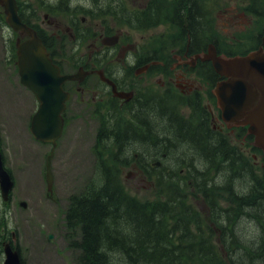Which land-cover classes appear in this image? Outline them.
I'll return each mask as SVG.
<instances>
[{
    "label": "trees",
    "instance_id": "1",
    "mask_svg": "<svg viewBox=\"0 0 264 264\" xmlns=\"http://www.w3.org/2000/svg\"><path fill=\"white\" fill-rule=\"evenodd\" d=\"M197 19L194 9L189 10V20ZM160 117L171 127L159 133L155 148L162 166L153 174L159 187L155 198L139 201L127 195L114 168L104 161L96 173L99 185L70 198L64 224L69 236L77 237L79 262L251 264L264 259V181L257 167L225 136L215 139L208 119L200 130L195 117ZM126 132L122 140L117 137L121 151L140 139L137 132ZM165 159L178 165L166 166ZM190 186L203 196L207 212L187 202L183 192ZM224 195L230 204L221 208L218 200Z\"/></svg>",
    "mask_w": 264,
    "mask_h": 264
},
{
    "label": "flooded vegetation",
    "instance_id": "2",
    "mask_svg": "<svg viewBox=\"0 0 264 264\" xmlns=\"http://www.w3.org/2000/svg\"><path fill=\"white\" fill-rule=\"evenodd\" d=\"M76 1L63 16L59 5L63 0H18V13L49 52L80 51L86 46L90 53L106 58L89 56L75 64V72L80 70L83 77L72 83L75 98L93 115L102 107L106 126L118 115L124 118L119 125L125 126L127 113L139 124L137 129L150 132L151 140L145 142L151 146L157 144L160 116H173L166 105L180 109L183 115L208 114L212 128L220 129L214 88L223 77L205 59L209 46L222 57L264 50V5L253 8L255 0H232L231 6L217 0L215 8L209 0H166L167 9L153 5V0ZM191 9L198 16L195 23L189 20ZM150 17L156 22L143 27L144 19ZM165 24L170 26L172 48L155 47L145 56L141 33ZM102 78L126 99L114 95Z\"/></svg>",
    "mask_w": 264,
    "mask_h": 264
},
{
    "label": "rangeland",
    "instance_id": "3",
    "mask_svg": "<svg viewBox=\"0 0 264 264\" xmlns=\"http://www.w3.org/2000/svg\"><path fill=\"white\" fill-rule=\"evenodd\" d=\"M208 2L213 4L214 0ZM222 2L224 6L233 5L232 0ZM141 4L143 6L146 2ZM36 22L40 23V20L37 19ZM213 23H218L216 16L213 17ZM169 32L168 24L164 28L143 31L140 44L145 50L160 47L159 41L167 40ZM9 37L10 30L0 26V145L5 165L14 180L11 202L4 205L0 198V240H3V235L9 237L14 233L13 241L25 264H79L77 250L70 246V238L76 235L69 236L67 233L68 239L65 236L63 214L68 208L70 196L86 192L91 185L90 181L94 180L92 172L96 158L93 155V138L96 125L90 120L86 110L77 104L79 99L71 97L65 112L63 134L54 150L53 185L52 192L48 193L44 164L50 146L36 142L29 133L30 118L37 103L33 95L19 84L16 67L4 50L3 43ZM90 51L84 46L80 51H61V56L59 53L55 55L62 68L70 71L78 60L86 59L88 55L93 57L94 54ZM228 134L231 143L236 148L241 146V150L251 159L253 153L250 141L240 139L236 134ZM146 150L148 148L143 151ZM108 152L110 163L114 164L119 180L129 195L140 201L156 197L159 187L155 177L149 178L139 168V172L132 168L137 167L134 148L122 150L115 156V160L112 157L117 154L116 148H109ZM256 163L261 164L260 156L256 157ZM165 165L176 166L178 162L171 163L165 159ZM183 193L188 196V203L198 212L204 213V202L195 189L186 187ZM21 202L26 204L25 208L20 205ZM244 225L241 224V228ZM246 230L248 234H252L248 226ZM49 235L52 236L51 240L48 239ZM2 259L3 255L0 253V263ZM257 264H264V260Z\"/></svg>",
    "mask_w": 264,
    "mask_h": 264
},
{
    "label": "water",
    "instance_id": "4",
    "mask_svg": "<svg viewBox=\"0 0 264 264\" xmlns=\"http://www.w3.org/2000/svg\"><path fill=\"white\" fill-rule=\"evenodd\" d=\"M6 16V23L15 31L28 35V39L17 43V68L20 83L28 88L36 100L38 107L32 116L30 132L33 138L44 143H51L53 147L61 136L63 118L61 113L65 109V101L69 95L62 89L65 80L75 76H64L48 58L36 33L21 23L16 14L14 0H0ZM230 64L242 63V73L237 76L233 69H228V81L218 85L215 95L222 112V119L229 124H238L240 120L252 125L251 132L256 135V144L264 147V55L254 54L243 60L227 61ZM221 68V67H219ZM241 77V78H238ZM240 79H245L242 81ZM256 109L248 114L245 110ZM264 149V148H263ZM50 158L46 162V178L48 188L51 187ZM12 187L9 174L3 167L0 154V191L4 200ZM5 259L2 264H21L17 251L9 245L4 247Z\"/></svg>",
    "mask_w": 264,
    "mask_h": 264
}]
</instances>
